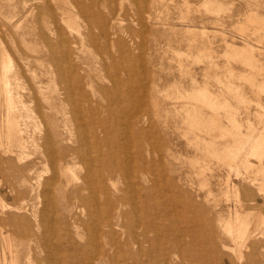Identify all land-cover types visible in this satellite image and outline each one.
<instances>
[{
  "label": "rangeland",
  "instance_id": "obj_1",
  "mask_svg": "<svg viewBox=\"0 0 264 264\" xmlns=\"http://www.w3.org/2000/svg\"><path fill=\"white\" fill-rule=\"evenodd\" d=\"M68 1L72 0H67V4L64 0H25L27 3L24 0H0V53L8 56L5 53L7 50L10 56L8 58L14 60H11L14 66L10 68L11 72L15 73L16 70L15 74L12 73L15 76H12L19 81L12 79L14 81L12 91L15 94L16 115L25 131L23 136H33L40 142L39 138L47 126L48 117L58 118L60 129L66 136L76 135L75 122L73 123L70 118L67 131L65 130L63 118L65 119V111L69 110V104L61 100L64 97V80L65 77L68 78V73L64 72V75L62 70L71 63V60L70 62L68 59L65 60V54L62 55L65 53V43L61 37L63 39L70 37L73 39L69 38L67 45L73 43L83 46L80 60L88 70L84 75L90 73L91 78L86 76L85 80L88 81L90 78L89 80L93 82L92 87L89 86L91 89L89 87L86 89L91 96L95 90L98 91L97 88L101 83L112 86V73L119 74H116L118 79L120 77L121 82L124 83L119 88H122V92L126 89L123 85H127L128 88L132 86L133 97L128 99L127 105H125L127 102L124 103L122 100L118 102L111 99L110 102V99L99 92L96 93L97 102L102 106L108 104L113 109L117 108L116 116L114 115L113 118L106 112L101 114L105 118L107 116L109 120L118 119L112 129V135L119 133L120 136L124 135L120 131L121 126L117 125L126 121L129 115L127 111L130 109L135 111L132 105L139 103L136 95L139 101L147 95V100L144 98L147 102L143 100L137 109L140 111L139 115L143 114V117L149 115L151 118L145 117L141 125L145 129L149 127V130H152L148 131L149 135L142 140V145L146 160L154 163L150 164L153 169L145 174L148 180L141 178V182V173H138V178L134 175L132 178L117 176L118 174L114 176L113 187L118 188L119 198L116 206L124 214L115 220V225L113 224L115 227H107L102 222L103 213L90 216L84 201L76 196L75 190L81 184L85 173L82 164L79 163L76 168L72 166L66 172L67 175H62L59 167H53L50 163L45 165L41 159L42 148H38L37 151L32 141L28 142L26 147L28 148L25 152L27 154H24L27 155L24 156L26 160L24 157L21 160L17 159L19 150L8 153L9 155L0 150V198L7 205L13 206L0 207V227L3 224L2 229H4H0V264H107V262L134 264V255L138 252L142 260L154 261L153 264L157 261H159L157 264H264V190H261L262 174L257 173L258 168L263 165H260L258 158L252 155L247 157L250 162L249 168L245 166L238 168L235 160L231 161L230 168L228 166L220 168L215 163L213 167L204 169L200 164H196L195 157L200 154L193 140L194 134L190 132L186 122V114H183L186 113L184 104L191 100L186 97L173 99L177 94H185L186 91L192 90L191 78L194 77L200 86L207 84L212 91L225 92L245 138L262 132L264 89L258 87V79H263L264 75H258L255 84H252L245 77L249 74L250 68L244 64L242 58L230 52L227 44H235L237 47L248 46L254 62L264 64V0H206L207 2L205 0H97L95 13H100L105 18H115V16L117 18H115L117 29L115 40L104 38L102 31L100 32V28L96 26L91 28L93 38L87 30L82 36L72 37L65 27L63 18L61 22L62 9L64 7L72 9L80 24L84 25L86 21L85 16L79 14L78 8ZM83 1L89 3L92 0ZM47 6L49 8L52 6V9H48ZM212 8L218 11L212 12ZM248 16L253 20H249ZM139 18L146 21L142 22ZM62 26L64 27L61 28ZM81 30H84L82 26ZM55 34L61 36L58 35L60 36L58 38ZM118 34L119 38L125 41L126 45L128 44L129 52L122 54L116 41L119 40ZM60 39L63 43L59 42ZM59 44L61 47L58 46ZM54 56L58 57L59 62L53 58ZM77 63L79 64L80 61ZM127 68L131 70L125 71ZM128 81L129 83H126ZM228 82L234 89L231 92L226 91V86L222 84ZM143 84L147 85L145 91ZM236 89L238 92L235 91ZM139 93L141 96L145 95L141 97ZM46 96L55 99L50 100ZM18 98L20 104L16 102ZM25 106L29 108L26 107L27 112ZM122 109H125V112ZM29 110L36 115L34 116ZM205 111L208 109L205 108ZM34 118L35 121H32ZM222 119L227 123L225 117ZM151 124L155 128H152ZM41 129L43 132H40ZM119 135H117L118 139ZM159 137L162 139L159 140ZM119 140L123 144L126 142L125 137ZM134 142L136 143V139L132 138L129 144ZM132 151L134 154L137 152L135 147ZM153 153L155 155L152 156ZM161 155L165 160L160 157ZM25 161H34L33 172L21 170V164ZM161 168L167 169L163 170L166 174L163 176L173 177L177 187L160 178L163 174L162 172L160 174ZM202 170L203 173L199 174ZM157 171L159 172L156 173L157 178H155ZM227 174L230 182L228 189L225 184ZM23 175H26L27 181L22 180ZM124 181L129 186L134 184L129 187ZM227 190L229 196L226 194ZM148 192L150 195L153 192L152 196L148 197ZM13 197L18 200L15 202ZM236 197L239 202H236ZM136 202L141 207L145 205L144 211L134 210L133 206ZM102 203L99 207L105 209L107 206ZM237 204L242 205L240 208L241 218L244 219H242L244 232L242 236H245L244 246L239 248L224 235L222 229V223L229 217V209ZM147 209L149 212L146 211ZM2 219L6 221L5 223L8 222L7 220L9 222L5 224ZM131 234L141 241L142 248L139 250L137 243H130ZM7 242H11L15 258Z\"/></svg>",
  "mask_w": 264,
  "mask_h": 264
},
{
  "label": "bare ground",
  "instance_id": "obj_2",
  "mask_svg": "<svg viewBox=\"0 0 264 264\" xmlns=\"http://www.w3.org/2000/svg\"><path fill=\"white\" fill-rule=\"evenodd\" d=\"M58 1H61V0H58ZM24 2H25V0H24ZM64 2L67 4V0H64ZM25 3H27V2H25ZM68 3L76 6V8H78V11L80 12L79 14H81V15L83 14L82 16L83 17L85 16L84 20L86 21V23L84 25L80 24L77 21L78 19L75 18L76 13H74L72 11V9L70 10V8H67V7H64L62 9L63 17L61 16V22H62V18H63V20L65 22V27L69 30L72 37L77 36V35L82 36L83 33L85 34L86 30L90 31L89 35L92 37L91 28L96 26V27L100 28V32L102 31L101 34L103 35L104 38H106L107 40L111 39V38L113 40H115L114 37L117 35L116 21H115L116 16H115V18L109 17V16H108L109 18H105L100 13L99 14L95 13V10H97L96 9L97 0H92L89 3H85L83 0H72L70 2L68 1ZM140 3H139V5H140ZM139 5L137 7H139ZM143 5H141V6L143 7ZM47 7H48V9H52V6H51V8H49V6H47ZM139 10H140V8H139ZM214 11H218V10L213 9L212 12H214ZM139 12H140L139 14H141V11H139ZM28 13H27V15H29ZM79 14H78V16L80 17ZM12 17H14V16H12ZM58 18L60 19V17H58ZM248 19L253 20L251 18V16H248ZM140 21H142V18L140 19ZM144 21H146V20L144 19L142 22H144ZM20 22H21V20H20ZM81 26L84 28L83 31L81 30ZM63 27L64 26H62L61 28H63ZM58 28H56V29H58ZM67 29H66V31H67ZM52 32L53 31H51V33ZM57 32L59 33V31H57ZM63 33H66V32H63ZM119 34H118V38H119ZM58 35H60V34H58ZM58 35H56V37L59 38L61 35L60 36H58ZM63 36H64V34H63ZM99 36H101V35H99ZM61 38L65 43V50H64L65 53H62V55L65 54L64 55L65 60L68 59L69 62L71 60V63L69 64V66L68 67L66 66L64 68V70H62L63 73L64 72L68 73L67 77L69 78L68 79L65 77L64 84H63L64 85V87H63L64 97H63V99H61L62 101L65 100L69 104V110H66L65 113L63 112L64 116H65V119L63 118V125L65 127V130L67 131L66 127L69 123V118L71 120H73V123L75 122L74 124L76 125L75 128L77 129L76 135L72 137L71 135H69L70 134L69 133L68 134L69 136H66L65 132L60 129V125L58 123V118L48 117L47 126H46L44 132L42 129H41L42 131H40V132H43L39 138L40 142L36 141V139L33 136H29L28 135L29 132H28V134H25L28 136H26V137L23 136L24 130L21 127V124L19 123L20 119H18V116L16 115L15 110H17L16 109L17 107L15 106V96H14L15 94L12 91V88H13L12 85H14L13 80L16 79V78L13 79V76H15L14 74L16 73V70H15V73L13 71L11 72L10 67L14 64L12 62L14 60L12 58H8L10 56L6 50L5 53L8 56L4 55V53H0V150H2V152L5 154L13 153V152H16V150H19L20 152L18 153L17 159L21 160L25 156L24 154H27L25 152H26V149H28V148H26L28 145V142L32 141L33 144L36 146L37 151H38V148H42V151L40 150L42 152L41 159L43 162H45V165H46V163L47 164L50 163L53 165V167H55V166L59 167L62 175L63 174L67 175L66 172L69 171V168L71 169L72 166H74L76 168V165H78L79 163L82 164L85 168V173L82 176L81 184L75 190L76 196L79 199H81V201H84V204L86 205L85 207H87V212L90 216L100 215L101 213H103V215H104L103 221H102V222H104L103 224L107 227H112L113 224L115 225V220L118 219V217L120 215L124 214L122 211L117 209V206H116L119 198L117 197L118 188L113 187L114 186L113 185L114 184L113 179L115 178L114 176L118 174L117 176H122L124 178H127V177L132 178L134 175L138 178V176H139L138 173H141L142 174V175H140L141 176L140 182H141V178L148 180L147 175H145V174H147L148 172H151V170L153 169V168H151L152 165L150 166V164H154V163L153 162L150 163V160H146V158L144 156L145 153L143 155L144 151H143V145H142V140L145 139L149 135L148 131H150V130H149V127H148V129H145L144 126L142 127L141 124L143 123V119H145V117L149 118V115H146L143 117V114L139 115L140 111H138V109H137L138 107H140L139 103L143 102V100L144 101L147 100V98H146L147 95H146V97H144V98H146V100L144 98H141L140 99L141 101H139L138 96L136 95V98H137L136 99L135 95L133 94L134 98L139 103L132 105V106H134L135 111H133L131 109H130V111H127V112H129L128 113L129 115L127 116V119L124 123H122V122L120 123L121 119L119 120L120 124L117 126H119V127L121 126L120 131H122L124 133V135L122 136V134H121V136H120L119 135L120 133L117 135H119V139L121 137L126 138V142L124 144L120 143L119 142L120 140L117 138V135H115V136L112 135V131H113L112 129H114L113 127L116 125L115 121H118V119L115 121H114L115 118L113 120H109L107 118V116L105 118L104 116L101 115L103 112H106V114H108V116H110V117L112 116V118H113V116L117 112V108L113 109V107H111L108 104L106 106H102L100 103L97 102L96 93L99 92L101 95L105 96V98L110 99V102L112 100L114 101V99L118 102L120 100H122L124 103L127 102L125 104V105H127L128 99L133 97L132 96V86L130 85V88H128L127 85H123V86H126V89L124 87L125 91H123L124 92L123 93L121 91L122 88L119 89L120 85L123 83V82H121L120 77L118 79L117 75H119V74L116 73L117 74L116 75V74L112 73L111 74V76L113 77L112 86L101 85L102 83L100 82L101 84L97 88L98 91L95 90V93H91V94H93L92 96H94V98H93L87 92L88 90H86L87 87H89V86L92 87V83H93L91 80H89L91 78L89 75L90 73L87 75H84V72L86 73V71L88 72V70L85 69V66H83L82 61L80 60L81 59V53L83 52V46L82 45H73V43L71 44L72 46L67 45V41L70 37L68 39H67V37H66V39H63V37H61ZM72 39L70 38V40H72ZM62 40L60 39V41L59 40L58 41L61 42ZM93 41H94V39H93ZM95 41H97V40L95 39ZM116 41L120 47L122 54H123V52L125 53L126 51L129 50V47L127 46L128 44L126 45L124 43L125 41L123 42L120 38H119V40H116ZM61 43H63V42H61ZM60 44L58 45L59 47H61ZM227 47L230 49V52L232 54H235V56L242 58L244 64H246L250 68L249 74L246 75L245 77L249 81H251L252 84H255V80L258 79V75H261V76L264 75V64L260 65L256 62H254V59L249 54L250 51L248 49V46L237 47L235 44L228 43ZM60 49H62V48H60ZM61 52H63V51H61ZM118 52L120 53V51H118ZM207 52H209V51H207ZM187 56H188V54H187ZM53 58L55 59L56 56H54ZM113 58H114V56H113ZM56 59L58 61V57ZM78 61H80L79 64L77 63ZM101 64H103V63H101ZM58 65H59V63H58ZM66 65H67V63H66ZM104 65H103V69H105V67H106V65H105V67H104ZM60 66H58V67L60 68ZM56 67H57V65H56ZM184 67H185V65H184ZM179 68H180V66H179ZM130 70L131 69L127 68L125 71H130ZM59 72H61V71H59ZM59 72H58V74H59ZM184 72H185V70H184ZM12 73H14V74H12ZM108 73H109V71H108ZM131 73L129 72V74H131ZM64 75H65V73H64ZM106 75L108 76V74H106ZM53 76L55 79V75H53ZM60 76H62V74ZM86 76H87V78L90 77L88 79V81L85 80ZM111 76H110V78H111ZM128 76H130V75H128ZM16 77L18 78V75ZM262 78L263 79H261V80L258 79L259 80L258 81V87H261L264 89V77H262ZM122 80H124V79H122ZM191 80L193 83L192 90L190 92H187L185 90L186 91L185 94H177V95L173 96V99L177 100L178 98L186 97V98L191 100V102L189 101V102H186L184 104V107L186 108V113L184 112L183 114H186V122L189 126L190 132L194 134L193 140L195 141L196 148L199 151L198 154H200L199 156L196 155V157H195L196 164H200V166L204 169L213 167V165L215 163L218 164L220 168H222L221 166H223V167L228 166L230 168V167H232L231 161L235 160L238 168L241 166H245V168H246L250 165V162H249L247 157L249 155L255 156L258 158V161L261 163L260 165H263V167L260 166L261 168L257 167L258 168L257 173L262 174L263 184L261 186H263V187L261 190H264V126L262 128V132H261V130H258L261 133L255 132L256 134L254 136L250 135L252 137H246L245 138L242 135L240 125H239L240 123H238V120H237L236 115H235V111H233L231 109V105L229 103L228 97L226 96L225 92L222 93V92L212 91L211 89L208 88L207 84H205L204 86H200L198 84L196 78H194V77H192ZM16 81H19V80L16 79ZM60 81H61V79H60ZM129 81L126 83H129ZM52 82H54V81H52ZM110 82H111V79H110ZM98 84H99V82H98ZM222 84L226 86V89H225L226 91L231 92L234 90L232 88V84L230 82L222 83ZM15 85H16V82H15ZM146 86H145V84H143L144 91L146 90ZM235 91L238 92L237 89ZM61 93H62V90H61L60 94ZM17 94H19V93H17ZM139 94L141 96V93H139ZM144 95H142L141 97H143ZM17 96H19V95H17ZM46 97H48V96H46ZM49 99L51 100L53 98H49ZM54 99H55V97H54ZM17 101L19 103V98H18V100H16V102ZM131 101L134 102L133 100H131ZM54 102L55 101H53V103ZM115 102H112V103H114V105H116ZM118 102H117V105H118ZM119 104H121V103H119ZM16 105H17V103H16ZM23 106H24V104H23ZM26 107L27 106H25V109H26L25 112L28 111L27 110L28 107L27 108ZM36 107H38V105ZM121 107L122 106H120V109H121ZM123 107H124V105H123ZM20 108H22V107H20ZM181 108H183V107H181ZM205 108H207L208 111H205ZM55 109H56V107H55ZM62 110H63V107H62ZM122 110L125 112V109H122ZM32 111H34V110L32 109ZM32 111H30V112H32ZM42 111H44V110H42ZM156 111H158V110H156ZM127 112L125 113V115H127ZM118 113H120V112H118ZM33 115H34V113H33ZM35 115H36V113H35ZM27 116H29V114H27ZM31 116H30V118H31ZM40 116H42V114ZM43 116H45V114ZM222 117H225L227 119L226 120L227 123H225L223 121ZM19 118H22V117L19 116ZM118 118H119V116H118ZM122 119H124V116ZM149 119H151V118H149ZM32 121H35V118L32 119ZM147 121L149 123L148 119H147ZM261 122H262V120H261ZM35 123L39 125L38 122H35ZM45 123H46V121H45ZM33 125L35 126V124H33ZM151 125H150V127H151ZM23 126H25V125H23ZM153 127L154 126L152 125V128ZM37 128L38 127H36V129ZM258 129H260V128H258ZM38 131H39V129H38ZM111 136H113V137H111ZM151 137H153V136H151ZM161 137L163 138V136H161ZM132 138L136 139V143L134 142V144H129L130 140ZM161 139L159 137V140H161ZM124 141H125V139H124ZM148 143L151 144L152 142H148ZM164 143H165V141H164ZM164 143H163V145H165ZM133 147H135V149L137 151L135 154L132 151ZM156 150H157V148H156ZM159 151H160V148H159ZM153 155H155V154L153 153L152 156ZM31 156H33V154H31ZM152 156L150 155V157H152ZM25 157H24V159L26 160ZM160 157H162V155ZM162 158L165 160L164 157H162ZM2 160L3 159H1V161ZM33 162H28V161L26 162L25 161L24 163L21 164V170L33 172V170H34L33 169V166H34ZM35 165H37V164H35ZM74 167H73V169H74ZM10 168H12V167H10ZM154 170H155V168H154ZM163 170H164V168L160 169V174H161V172L163 173ZM166 170H164V171H166ZM158 172L159 171L155 172V175H156V173L158 174ZM202 173H203V170L201 172H199V174H202ZM72 174H73V172H72ZM163 175L166 176V174L163 173L160 175V178H163L166 181V183H170L173 187H177L176 181L173 177L167 178V177H164ZM25 176L23 175L22 180L27 181V178ZM53 177H55V176H53ZM40 178L38 175L39 180H40ZM78 178H80V177H78ZM155 178H157V175L155 176ZM73 179H74V177H73ZM226 179H227V183H225V184H226L227 189H228V188H230V182L228 181L229 180L228 174H227ZM39 180H36V181L39 182ZM69 180H71V179H69ZM69 180H68V182H69ZM152 180H153V178H152ZM68 182H66L67 185H68ZM128 182H130V181H128ZM138 182H136V183H138ZM154 182H155V180H154ZM125 183L127 184V182H125ZM38 184H36V185H38ZM135 185H137V184H135ZM131 186H129V187H131ZM129 187H127V188H129ZM122 189H124V188H122ZM32 191H34L33 188H32ZM71 192H72V190H71ZM138 193H140V192H138ZM152 194H153V192H152ZM152 194L150 195V192H148L147 195L149 197V196H152ZM226 194L229 196V190H227ZM141 195H143V194H141ZM232 195H233V193H232ZM129 196H131V195H129ZM129 196H128V198H129ZM132 196H133V193H132ZM143 196H145V195H143ZM126 197H127V195H126ZM130 199H131V197H130ZM130 199H129V202L131 201ZM133 199H134V197H133ZM235 199H236V202L240 201V200H238L237 197ZM17 200L15 199V202ZM101 201L107 206L105 209H102V207L101 208L99 207V204L102 203ZM144 201H146V200H144ZM137 202H138V200H137ZM137 202L134 204L135 206H133L134 210L136 212L137 211H144L143 206H145V205H143L141 207V205L140 204L138 205ZM144 204H145V202H144ZM0 205H1L0 207H3V208H6V207L11 208V206H12V205H7L2 198H0ZM131 205H133V204L131 203ZM241 206L242 205L237 204V205H235L234 208H230L229 209L230 212L228 214V216H229L228 219L224 220L225 222L222 223V229H223L224 235L226 237H229L235 243V245L238 246V248L244 246V237H245V236L244 237L242 236L244 233L242 230V226H243L242 223H243L244 219L241 218V211H240ZM15 207H16V205H15ZM130 208H131L130 210H132V206ZM146 211L149 212L148 209ZM13 213H15V212H13ZM105 214H106V218H105ZM146 214H147V212H146ZM14 215H16V214H14ZM86 215H87V213H86ZM17 216H19V215L17 214ZM17 216H15V218ZM97 217H99V216H97ZM7 221L9 222V220H7ZM5 222L6 221H4V223ZM7 223H5V224H7ZM22 225H24V224L22 223ZM27 225H29V224H27ZM27 225H25V227ZM2 226H3V224H2ZM2 226L0 227V229H2ZM10 226L12 227V225H10ZM113 227H115V226H113ZM26 229H27V227H26ZM2 230H4V229H2ZM20 230H22V228ZM106 230H108V228ZM14 232H17V231H14ZM22 232H23V230H22ZM6 237H7V235H6ZM8 241H9V238H8ZM130 243H134V244L137 243L139 245L138 250L140 248H142L141 247V241L138 240L137 238H135V236H132V234L130 235ZM7 244H8V248L10 249L11 254L13 255V258H15V254L13 253V249H12L13 247L11 245V242H9V243L7 242ZM239 250L241 252V248ZM136 254L134 255V259H133L134 264H153V262H154L153 260H152L153 262H151L150 260H148V261L142 260L140 252H138ZM109 255H107V256H109ZM30 258L31 257H29V259ZM10 260H12V257ZM67 260H69V259H67ZM67 262H69V261H67ZM158 262L159 261L155 262L154 264H157ZM107 264H108V262H107Z\"/></svg>",
  "mask_w": 264,
  "mask_h": 264
}]
</instances>
